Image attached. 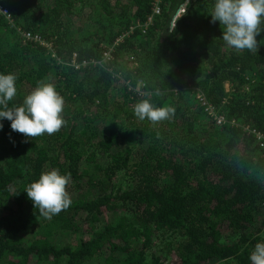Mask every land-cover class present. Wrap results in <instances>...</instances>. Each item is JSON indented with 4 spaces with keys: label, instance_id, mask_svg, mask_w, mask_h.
<instances>
[{
    "label": "trees",
    "instance_id": "trees-1",
    "mask_svg": "<svg viewBox=\"0 0 264 264\" xmlns=\"http://www.w3.org/2000/svg\"><path fill=\"white\" fill-rule=\"evenodd\" d=\"M155 2L0 0L9 106L51 83L66 121L36 138L3 121L0 264H250L264 242V146L244 130L264 134V31L238 52L212 22L215 0H160L143 33ZM145 98L174 114L139 120ZM52 169L70 175L72 203L46 219L25 191Z\"/></svg>",
    "mask_w": 264,
    "mask_h": 264
},
{
    "label": "clouds",
    "instance_id": "clouds-1",
    "mask_svg": "<svg viewBox=\"0 0 264 264\" xmlns=\"http://www.w3.org/2000/svg\"><path fill=\"white\" fill-rule=\"evenodd\" d=\"M212 22L224 27L222 40L236 51L258 50L257 36L264 31V0H215L211 14ZM262 41H260L261 43ZM15 74L0 73V131L3 121H10L13 132L27 138L52 135L58 132L66 121L63 118L64 98L51 83H41L26 95L21 106H9L17 94ZM147 96V94H145ZM174 109L157 107L145 98L134 108V115L141 121L153 124L171 118ZM70 175L61 174L58 169L43 172L39 179L26 188L28 198L35 209L46 219L70 207L72 200L67 191ZM250 264H264V242H259L249 255Z\"/></svg>",
    "mask_w": 264,
    "mask_h": 264
},
{
    "label": "built area",
    "instance_id": "built-area-1",
    "mask_svg": "<svg viewBox=\"0 0 264 264\" xmlns=\"http://www.w3.org/2000/svg\"><path fill=\"white\" fill-rule=\"evenodd\" d=\"M160 4H161L160 0H156V2L154 4V9H153V13H152L151 17L148 18V20H147V22L145 24H139V27L143 31V33H146L147 32V29L152 25V23H153V17L158 16V15H161V8H160L161 5ZM184 12H185L184 9H179L178 13L173 17L172 25H174L177 22V20L179 19V17ZM0 14L3 15V16H5V18H6V20H7L8 23H12V15H11V13L8 10H6L5 8L1 7V6H0ZM132 32H133V28H132ZM125 37H126L125 35L124 36H121L116 41V44L114 45V47L117 46L118 43L123 42L124 39H125ZM23 39H24L23 42H32V43H35L37 45L49 46V43L45 42L44 39H42V38H40V37H38V36H36V35H34L32 33H23ZM108 58H110L109 55H108ZM197 97L200 100V102L203 103L204 105H207L208 104L206 98L202 94L201 95H198ZM208 110L211 112V114H213L212 117H214L215 114H214L213 109H212L211 106L208 107ZM216 119L218 121V124L226 125V123H228L226 121V119L223 118V117H216ZM244 130L245 131H248V132H251L254 135H256L257 140L260 142V144L262 146H264V134L263 133H260L258 131L257 132L256 131H252V129L249 128V127H244Z\"/></svg>",
    "mask_w": 264,
    "mask_h": 264
},
{
    "label": "rangeland",
    "instance_id": "rangeland-1",
    "mask_svg": "<svg viewBox=\"0 0 264 264\" xmlns=\"http://www.w3.org/2000/svg\"><path fill=\"white\" fill-rule=\"evenodd\" d=\"M182 7H186V3H185V5H183ZM178 13V11L174 14V16L176 15ZM184 15V14H183ZM173 16V17H174ZM172 20H173V18H172ZM17 88V87H16ZM226 90L227 91H229L230 90V85H226ZM199 95H201V93L199 94ZM200 101V100H199ZM163 248V246L161 247V249ZM161 254V253H160ZM175 259L174 258H171V262H173Z\"/></svg>",
    "mask_w": 264,
    "mask_h": 264
}]
</instances>
